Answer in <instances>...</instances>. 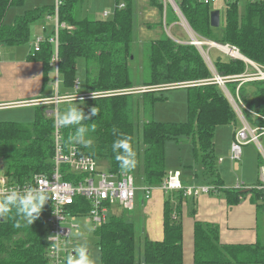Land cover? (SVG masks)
<instances>
[{
    "label": "trees",
    "instance_id": "trees-1",
    "mask_svg": "<svg viewBox=\"0 0 264 264\" xmlns=\"http://www.w3.org/2000/svg\"><path fill=\"white\" fill-rule=\"evenodd\" d=\"M28 1L0 0V46L19 47L28 43L32 25L46 17L55 16V5H49L28 10L17 15L12 24H6L10 9L24 7ZM85 1H63L59 8V22L73 29L60 28L58 45L53 41L56 35L52 33L41 45L40 51L33 53L29 60L44 65V85H47L52 82L53 60L58 57L60 81L66 92H61V97L75 94L77 80L81 82L78 94H107L134 89L130 66L134 58V0H116L113 16L109 19L84 16L82 9ZM152 2L163 14V2ZM176 2L198 36L237 48L244 57L264 71V0L246 3L243 11H240L241 2L226 5L225 28L221 35L218 29L211 26V13L214 11L211 6L197 0ZM121 5L124 7L120 8ZM166 18L171 23L178 21L171 8L167 9ZM145 51L148 77L143 86L164 89L169 85L194 84L179 88L187 91V121L164 123L149 120L144 123L141 140L137 142L134 98L143 96L145 104L153 108L156 102L167 101L168 98L163 95L167 90L96 96L78 100L85 106L86 115L91 107H98L99 113L83 122L86 127L85 139L91 140V144L86 147L75 139V126L62 127L64 142L68 145L76 143L82 154L108 163L112 173L133 174L137 167L140 168L144 187L153 188L161 187L169 175L167 143L189 140L193 144L194 160L201 163L206 169L205 175L213 179L211 186L215 187V191L208 195L222 193L230 207L238 206L247 197L254 203L262 202L264 206V190L258 189L263 184L250 190L225 187L214 164L215 133L218 127L236 123L239 118L219 85L195 84L216 76H242L249 68L247 63L232 57L226 60L218 57L212 61V70L194 45L180 44L166 33L147 44ZM80 60L85 63L82 80L77 66ZM242 82L236 80L226 86L234 96L240 87L239 96L251 111H244L246 120L253 128H264V80ZM157 94H161L160 97ZM52 108V105L36 107V118L30 126L0 121V161L3 162L0 174L3 168L7 176L23 183L33 175L51 171L55 120L48 112ZM113 128L117 130L115 134ZM122 137L130 138L134 152V163L129 168L120 167L111 147L114 140ZM140 146L143 152L138 148ZM182 185L184 188L181 190L166 192L164 240L154 242L145 239L142 256L138 257L132 211L123 209L131 214L127 215V219L112 210L108 223L94 230L101 264H184V204L189 200L186 195L189 186ZM146 201L145 195L143 203ZM194 205L192 214L196 217V202ZM90 208L87 199L77 198L72 210L88 214ZM49 215L50 208L44 205L41 215L31 225L15 215L14 210L7 218H0V264H48ZM194 264H264V244L258 240L252 245H222L218 225L197 221L194 229Z\"/></svg>",
    "mask_w": 264,
    "mask_h": 264
},
{
    "label": "rangeland",
    "instance_id": "rangeland-1",
    "mask_svg": "<svg viewBox=\"0 0 264 264\" xmlns=\"http://www.w3.org/2000/svg\"><path fill=\"white\" fill-rule=\"evenodd\" d=\"M134 1H135V6H134L135 7V23H134L135 24V35H134V42H133L134 58L130 62V66L132 69V75H133V81L135 84V88L132 90H128V91L116 92L114 94L130 95V94L146 93V92H150V90L152 91L159 90L158 88H150V87L143 86L145 80L148 77V73H147L148 60H147L145 47L151 41L158 40L164 33H166L171 39H173L174 41L180 44H188V42L191 41V38H193L190 36L192 32L191 35L196 36L203 43L204 46H196L194 44L192 45H194L199 50L204 61L210 68H211V65L207 59L208 56L210 57L211 61H213L214 59L218 57H222L223 59L224 58L227 59L231 57V55L225 54L219 49V45L221 44L216 43L213 40L212 41L208 39L206 40L205 38L198 36V34L194 32V30L191 28V26L189 25L188 21L186 20L182 12L179 11L180 9L178 10L177 8L173 6V4L176 3L175 0H172V1L161 0L164 4L163 14L162 12L159 11L158 8L153 6L152 0H138V5H136V0ZM55 2L56 0H30L26 3L24 7H19V8L13 7L10 9V12L8 13L6 24H12L14 21V18L17 15H22L28 10L34 9L36 7L55 5ZM245 5H246V2L244 1L240 3V11H243ZM115 6H116V0H86L83 4L82 13L84 16H91V17H95L98 19L105 18L104 17L105 13H109V16L105 18V19H109L113 16ZM168 8L173 9V11L175 12L178 18V21L174 23H171V21H168V19L166 18V12ZM211 8L212 10L220 11L221 13V27L217 28L218 34L221 35L225 28L226 3L224 0H219L216 4L211 5ZM48 19L50 18L46 17L44 19L39 20L35 24H33L31 27L30 41L22 46H19L18 48H21L25 51L29 50L30 48H35V40L38 37L46 36L45 35L46 33L50 32L54 27H56V21H55L54 16H52L51 18L52 21H49ZM44 26L45 27L47 26L48 31L44 30ZM188 29L191 31L188 32ZM224 47L225 48L229 47L227 48L229 49V51L236 52L238 54V56L232 55L233 59H240V55L242 54L237 52L236 50H233L234 47H231L229 45L224 46ZM246 63L249 67L247 71L250 70L251 73L250 74L247 73V74H244L238 77H242L243 79H246L247 76H254V77L259 76L260 79H257V80H264L263 79L264 71L259 65H257L254 62L253 64L255 65L250 64L248 62ZM84 64L85 63L83 60H80L77 64L78 75L81 78V80L84 77V66H85ZM53 65H54V68L51 71L52 82L45 85L44 93H45V96H49V95L53 96L56 94V97H53L52 99L36 101L34 103L29 102L28 104H25V105H31L34 107L52 105L54 106V108L50 109L48 114L50 116H53L54 118L56 116L55 115L56 105H54L53 102L56 101L58 97H61L60 93L61 91L62 93H64V89H63V86L61 85V81L59 80L60 76L58 72V67L56 68V65L55 64ZM256 66H259L261 68L262 70L261 74L255 68ZM233 77H236V76H233ZM53 80L55 81L54 83H53ZM57 81L60 82L59 86H57L58 85ZM247 82H252V81H246L243 83H247ZM179 85L180 84L174 85V90L165 91L163 95L164 97L168 98L167 101L156 102L153 108L150 106L148 107L145 104V99L143 96H138L134 98L133 108H134V120L136 124L137 142L141 140L142 129H143L144 123L149 120H155V121L164 122V123H171V122L172 123H182V122L187 121L188 119L187 91L185 89H177L178 87L180 88ZM190 86H192L191 83L181 84V87H184V88H187ZM170 87H171L170 85L167 86V88H170ZM161 89L163 88H160V90ZM238 89H240V87L237 88L235 96L237 95V93H239ZM74 93L75 94L72 96L76 95L75 102L77 103L78 106L82 108V110L86 114L85 106L83 104L81 105L80 102H78V100L88 99V98L86 96H83V98H79V96L77 95H87V94H78L76 90ZM160 95L161 94H157V96L159 97ZM65 97H71V96H65ZM241 102L244 104L246 108H248L246 104L242 101V99H241ZM31 106H25V107L19 106V107H14V108H5V109L1 108L0 109V121L16 122V123H21V124L30 126L32 125V123L35 121V118H36V110L34 109V107H31ZM68 106H69L68 101L60 103L58 106L59 114L66 111ZM238 125L240 128L242 127L240 122L238 123ZM261 142L264 145V136L261 138ZM185 143L186 142H183V141L179 144L174 141L167 143L168 158L170 157V160H172L171 155L177 153V160H178L179 165L182 166L180 167L182 168V170L187 169L186 165L188 164V161H190V159L194 157L191 153V150H193L192 141L187 143L188 145ZM75 146H78V145H75ZM138 148L142 149L143 147L140 146ZM143 150L144 149H142V152ZM259 157H260V162L264 167V156L257 144L251 143L248 146L243 147L242 158L240 161H238L240 170L238 169L236 172L234 169L235 167L234 165H233V168L232 166L230 168V175L233 178L234 182L238 183V181H240L242 183L241 185L236 183L237 186H235V188H239V186H241V188L246 189V188H253V187L258 186L259 183H258L257 178L253 184L248 183L247 185L243 181V176L246 175V176L252 177L254 172H256V176L258 177V172L260 173V171L262 170L261 168L260 169L258 168ZM141 158H142V154L140 155V159ZM253 159H255L256 168L252 166L254 164ZM100 163L101 164L99 166V170L104 173H107V171H109L108 163H102V162ZM227 165H228V161L226 160V162L224 163V170ZM217 167H218V164H217ZM221 167L219 165V169H221ZM202 168L204 169V171H206L203 165H202ZM140 171H141L140 168L138 169L137 167L136 172H134L133 175L136 179L137 187H144L145 183L143 180L142 172ZM230 175L226 176L227 181H231ZM138 194H139L138 201L140 200L141 203H143V201H145L144 193L142 191H137V195ZM113 211L116 212V214L120 216L127 217V219H129L128 216L131 215L129 212H125L123 209H121L118 206H115L113 208ZM5 218H1V219H5ZM131 220L134 221L136 225L137 250H138V257H139L143 255V244H144V237H145L144 220L141 217L135 220L133 218V214L131 216ZM73 224L78 227L77 229H73V234H72V238L76 239L79 242L76 248L81 247V246H86L87 251H89V257L91 258L93 264H101L100 252L98 249L99 247L97 245V239L95 238V235H94L93 226L87 222L86 218H77V220L73 222ZM259 228H260L259 238L262 240L260 241L263 242L264 244V241H263L264 240V211L261 212L260 214Z\"/></svg>",
    "mask_w": 264,
    "mask_h": 264
},
{
    "label": "built area",
    "instance_id": "built-area-1",
    "mask_svg": "<svg viewBox=\"0 0 264 264\" xmlns=\"http://www.w3.org/2000/svg\"><path fill=\"white\" fill-rule=\"evenodd\" d=\"M63 1L64 0H56L55 2L56 14L54 18L56 21V36L53 41L56 42V45H58V35L60 28H69L70 30L73 29V27H68L66 24H60L59 22V8ZM197 1L204 5L211 6L216 4L219 0ZM224 1L226 5H228L243 1L246 3H254L257 0ZM123 7L124 5L120 6V8ZM108 16L109 13H105L104 17L107 18ZM189 31L191 30L188 29V32ZM191 34L190 36L193 38H191V41L188 42V44H194L196 46L203 45V43L196 36H192ZM45 40L46 39L44 37H38L35 40V48L33 53L40 51L41 45ZM233 50L240 52L235 47ZM207 59L211 65V69L214 70V66L210 57L208 56ZM58 63V57L56 56L53 60V64L56 65V68L58 67ZM255 68L260 74L262 73V70L259 66H256ZM257 79H260V77L247 76L246 79H243L242 77L238 76L227 78L216 76L214 79L195 83L199 85H219L232 104L233 109L238 115V118L242 120V128L236 133L232 144V160L235 162L241 160L243 147L251 143L257 144L264 156V145L261 142V138L264 136V128H253L248 123L244 116V111H251L241 102L239 93H237L236 96L232 95L226 84L236 80L246 82ZM57 84V86H59V81H57ZM179 86L181 87V85ZM80 87L81 82L80 80H77L75 84L76 92L80 90ZM170 88H174V86ZM110 94L112 95L114 93H98L96 96H105ZM77 96H79V98H83V96H86L87 98L93 97L92 94ZM67 98L69 97H58L56 101L53 100L54 105H56V116L54 119H56V117L59 115V104L68 101ZM61 129L62 127L55 124L54 157L52 159V169L49 173L33 175L29 180H26L23 183H19L11 179V177L5 174L3 168L0 174V194H3L14 188L26 190L29 187L40 186L45 188L47 194L51 197V199H49V201L45 204L50 208V215L47 218V240L49 243V250L47 253L48 264H67L69 257H72L73 261L75 262V249L79 242L72 238V234L73 229L78 228L73 224L77 218H86L87 222L93 226L94 230H96L108 223L111 212L115 206H118L125 211H133L135 209L137 191H143L146 195V199L150 200L153 190V188L150 187H137L136 179L133 174L127 172L112 173L111 171L104 173L100 171L99 161H97L92 156L82 154L78 146L72 144L68 145L64 142ZM262 174L264 183V167L262 168ZM240 187L241 186H239V188ZM161 188L165 193L183 189L184 187L181 183L180 172H169V175L165 179ZM258 189L264 190V184L263 186H259ZM214 191V186H190L186 188V195L189 198L196 199L202 194L207 195ZM77 198H84L89 201L91 208L88 214L73 212L72 207L76 204ZM50 236H57V241L55 244H53L54 241L49 240ZM87 254L89 255V251H87Z\"/></svg>",
    "mask_w": 264,
    "mask_h": 264
},
{
    "label": "crops",
    "instance_id": "crops-1",
    "mask_svg": "<svg viewBox=\"0 0 264 264\" xmlns=\"http://www.w3.org/2000/svg\"><path fill=\"white\" fill-rule=\"evenodd\" d=\"M136 5H138V0H136ZM51 18L48 20L52 21ZM44 30L48 31L47 26H44ZM55 30L56 27L43 37L47 39L48 36L55 33ZM220 46L224 47L223 45H219V47ZM20 49L21 48L18 47L0 46V109L31 106L25 104L56 97V94L53 96H45L44 65L41 62L29 60V57L34 52V48H30L27 51ZM219 49L223 53H226L221 48ZM224 60L226 59L224 58ZM247 73L250 74V70L247 71L246 74ZM35 108L36 107H34V109ZM239 122L242 125L241 120H238L236 123L218 127L214 138V164L226 188H235V186H237V182L235 183L230 175V168L231 166L233 168L234 165L236 172L238 169L240 170L238 162L232 160V144L236 133L242 128L239 127ZM183 142H186L185 144L189 143L186 140ZM191 153L193 155V150H191ZM171 158L172 160L167 156L166 145L167 168L169 172H180L181 183L185 184V186H211L213 179L205 175L201 163L196 162L194 157L188 161L186 170L180 168L182 166L178 163L177 153L172 154ZM226 160L228 161V165L224 170V163ZM253 161L254 164L252 166L256 168L255 159H253ZM219 165L220 167L222 166L221 169H219ZM262 167L263 165L259 157L258 168L262 169ZM229 175L231 181H227L226 179V176ZM256 178L259 184H263L262 170L260 173L258 172V177L256 176V172H254L252 177L243 176V181L247 185L248 183L253 184ZM237 184L241 185L242 183L238 181ZM247 189L250 190L251 188ZM165 196L166 193L161 187H153L152 197L150 200H147L146 203H141L140 200L138 201L139 194L137 195L135 209L132 213L135 220L139 217L144 220V241L145 239L154 242H161L164 240ZM195 202L197 205V215L193 217L192 213L194 211ZM261 204L263 203L260 201L254 203L251 201L250 197H247L238 206L230 207L222 193L215 196L202 194L195 200L189 198L186 204H184V264H194V229L197 221L218 225L220 228V241L222 245L256 244L258 240H261L259 238V220L261 212L264 211V206Z\"/></svg>",
    "mask_w": 264,
    "mask_h": 264
},
{
    "label": "clouds",
    "instance_id": "clouds-1",
    "mask_svg": "<svg viewBox=\"0 0 264 264\" xmlns=\"http://www.w3.org/2000/svg\"><path fill=\"white\" fill-rule=\"evenodd\" d=\"M92 95L96 98L95 92ZM75 98L76 95L67 98L69 106L66 111L56 117L55 124L65 128L75 126V139L87 147L91 144V140L85 139L86 127L83 121L91 119L92 116H96L99 113L98 107H91L89 113L86 115L82 108L75 102ZM81 101L80 104L82 105L83 103ZM116 131L113 128L114 134ZM129 141V137L117 138L111 146L115 159L119 162L121 168H129L134 163V152ZM49 199L51 197L47 194L45 188L40 186L29 187L26 190L11 189L0 194V218L7 217L14 210L15 215L24 218L31 225L41 215L44 205ZM49 240L54 241L53 244H55L57 236H50ZM75 256V262L72 257H69L67 264H93L87 254L86 246L77 247L75 249Z\"/></svg>",
    "mask_w": 264,
    "mask_h": 264
},
{
    "label": "water",
    "instance_id": "water-1",
    "mask_svg": "<svg viewBox=\"0 0 264 264\" xmlns=\"http://www.w3.org/2000/svg\"><path fill=\"white\" fill-rule=\"evenodd\" d=\"M173 6L179 10V7H178V5H177L176 3H174ZM179 11H180V10H179ZM211 26H212L213 28H216V29L221 27V13H220V11H213V12L211 13ZM227 48H229V47H227ZM239 53H240V52H239ZM239 55H240V54H239ZM231 57L233 58L232 55H231ZM240 59H241V60H244V61H246V62H248V63H250V64H253L252 61H250L249 59H247L246 57H244V56H242V55H240ZM253 65H255V64H253ZM168 89H170V88H167L166 90H168ZM162 90H165V89H162ZM151 91H152V90H151ZM158 91H159V90H158ZM2 165H3V162L0 161V167H2Z\"/></svg>",
    "mask_w": 264,
    "mask_h": 264
},
{
    "label": "bare ground",
    "instance_id": "bare-ground-1",
    "mask_svg": "<svg viewBox=\"0 0 264 264\" xmlns=\"http://www.w3.org/2000/svg\"><path fill=\"white\" fill-rule=\"evenodd\" d=\"M211 44V43H210ZM201 46H204V45H201ZM219 48H221L224 52H226L227 54H229V55H234V56H238V54L236 53V52H231V51H229V49H227V48H225V47H219ZM225 53V54H226Z\"/></svg>",
    "mask_w": 264,
    "mask_h": 264
}]
</instances>
